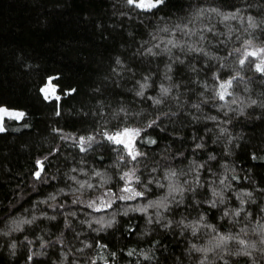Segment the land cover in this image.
<instances>
[{"label":"trees","instance_id":"1","mask_svg":"<svg viewBox=\"0 0 264 264\" xmlns=\"http://www.w3.org/2000/svg\"><path fill=\"white\" fill-rule=\"evenodd\" d=\"M248 42L264 47V0H0V106L24 112L0 131V264H264V75L240 63ZM129 128L136 159L108 139ZM125 173L143 195L121 199ZM105 193L108 208L80 202Z\"/></svg>","mask_w":264,"mask_h":264},{"label":"snow or ice","instance_id":"2","mask_svg":"<svg viewBox=\"0 0 264 264\" xmlns=\"http://www.w3.org/2000/svg\"><path fill=\"white\" fill-rule=\"evenodd\" d=\"M127 2L130 4V5H135L137 8H141L142 10H145V11H151L153 8H156L158 7L160 4H162L164 2V0H127ZM211 11H216V9H212ZM203 10H199L198 13H197V16H199L200 14H202ZM228 17H225V19H227ZM234 18V17H233ZM189 23H192V21H189ZM163 31L165 32H168L169 30L166 28V29H163ZM175 31H179V32H182L184 33L185 35H191V34H194L192 32V30L188 27V24H185L183 27H181L180 25H177L176 26V29ZM209 31H211V29H209ZM155 39V37H153ZM201 39H203V37H201ZM250 43V42H248ZM168 46H171V48H174V47H178V43L174 40H167L166 42V46H165V50L166 51H170V47ZM156 48H159L160 47V44H156L155 45ZM190 50L192 51H203V49H195V48H191ZM238 51V50H237ZM148 52L151 53L152 52V49L149 48L148 49ZM261 54H264V49H259L258 51H255V52H248L247 53V56H251V57H257ZM244 60H241L240 63L241 65L244 64ZM119 63V62H118ZM255 70L259 73H261L262 75H264V59L261 60V63H258L256 64L255 66ZM235 79V78H234ZM231 81H228L227 82V85L230 86L231 85ZM147 87V85H141V88H145ZM222 88L225 87L224 84L221 85ZM169 92V89L168 88H165L163 86H161V94H167ZM138 95H143V92H139L137 93ZM218 96H219V99L220 100H224L225 99V95H224V92H220L218 93ZM47 98V97H46ZM57 99H59V97H57ZM236 101L233 100L232 103H235ZM155 103H160L159 100H156ZM252 103H255V101H253ZM0 112H4L5 114H8L6 112V110L4 109H0ZM17 117H20L23 115V113H18L16 114ZM153 123H155V121H153ZM152 125L150 124L149 127H151ZM4 129L3 128H0V131H3ZM140 135V130L139 129H125L123 132L121 133H118L117 136H109L108 139L116 144H124L125 147L129 148V155L132 156L133 159H136V156L140 155V153H135L133 154V151H132V148L129 147V144H126L123 137H129V142H131V138L133 137H138ZM92 139V138H90ZM38 164H40V162L38 161L37 162ZM41 171H43V168L41 166ZM41 171H37L35 173V176L37 179L40 178V175H41ZM128 174L125 173V176H127ZM171 176H175L176 173L175 172H172L170 174ZM123 179V177H122ZM160 187H163V185H160ZM126 191L128 189H125ZM176 191H183V189H177L176 187L170 185L169 186V194L173 193V192H176ZM143 195V193L141 192H135L133 193V196H129L127 197L128 199H131V198H134V196H141ZM213 195H217L216 193H213ZM125 197H121V199H124ZM160 203H162V201L160 202H150L148 207H152L155 205H159ZM146 209H142V211H145ZM225 215H227V213H225ZM237 215H239V213H237ZM243 231V229L241 230ZM231 239H235V237H232V236H221L219 237L217 243L215 244V247H220L222 244L226 243L228 240H231ZM239 243L241 245H244L245 244V241L244 240H239ZM209 249H197V251H208ZM129 255H131V253H129ZM201 264H203V261L201 262Z\"/></svg>","mask_w":264,"mask_h":264},{"label":"rangeland","instance_id":"3","mask_svg":"<svg viewBox=\"0 0 264 264\" xmlns=\"http://www.w3.org/2000/svg\"><path fill=\"white\" fill-rule=\"evenodd\" d=\"M259 49H264V47L257 46V45H255L253 43H247L242 49V60L247 61V59H249L251 57V56H247V53L248 52H255V51H258ZM253 58L256 59L257 64L261 63V60L264 59V54H261V55H259L257 57H253ZM228 81L233 82L232 79L221 82V85L222 84L225 85L224 88L221 87V92H224L225 97L228 95L229 88L232 85V83H231V85L228 86L227 85ZM43 92H44V95L46 97H48V98H56L57 97L56 87H55V85L53 84V82L51 80H49L48 83L44 86ZM0 109H4L8 113V114H5L4 112H0V128H3V129H4V120L6 118L20 120L23 117V115H24V112L21 111V110L11 109V108H8V107H5V106H0ZM18 113H23V115L20 116V117H17L16 114H18ZM129 129H136V128H129ZM124 130L120 131L119 133L123 132ZM140 133H141V130H140ZM117 134L115 136H117ZM64 135H65V137L67 139H69L71 141H74V142L76 141V139H75L76 137L73 134H64ZM138 137L131 138V142H129V137H123L125 143L129 144V147L132 148L133 154L140 153L139 149L137 147V139H138ZM94 140H96V139H94ZM92 141L93 140H90L89 142L91 143ZM89 142L87 140H83L82 141V143L86 144V145L89 144ZM122 145H124V144H122ZM125 148L129 152V148H127V147H125ZM134 180H135L134 179V173L128 174V176L126 177V186L124 187L123 193H121L122 194L121 197H125L124 199H128L127 197L133 196V193L137 192L134 189V187L132 186V182ZM125 189H128V190L126 191ZM134 197H136V196H134ZM114 200H115V196L114 195L112 196L109 193H105L102 196H98L96 198H92V199H89V200L88 199L87 200L81 199L80 202L82 204L88 206V207H91L94 210H101V209L108 208L113 203Z\"/></svg>","mask_w":264,"mask_h":264}]
</instances>
